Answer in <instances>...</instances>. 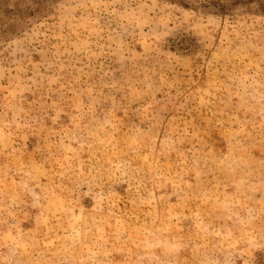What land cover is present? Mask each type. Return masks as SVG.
Wrapping results in <instances>:
<instances>
[{"label":"rangeland","instance_id":"1","mask_svg":"<svg viewBox=\"0 0 264 264\" xmlns=\"http://www.w3.org/2000/svg\"><path fill=\"white\" fill-rule=\"evenodd\" d=\"M0 264H264V0H0Z\"/></svg>","mask_w":264,"mask_h":264}]
</instances>
